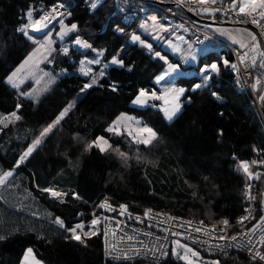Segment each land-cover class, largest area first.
Segmentation results:
<instances>
[{
    "label": "trees",
    "instance_id": "trees-1",
    "mask_svg": "<svg viewBox=\"0 0 264 264\" xmlns=\"http://www.w3.org/2000/svg\"><path fill=\"white\" fill-rule=\"evenodd\" d=\"M58 2L69 10L66 24L77 25L67 40L75 36L87 39L92 49L103 50L101 63L84 76L79 71L80 62L94 51L85 56L69 49L65 55L56 43L53 63L44 66L56 77L49 82L51 87L36 93L38 84L21 95L7 78L37 44L18 29L28 23L29 10L34 19L39 18ZM93 3L97 4L95 9ZM143 16L135 9L125 14L117 12L114 0H0V116L16 112L20 117L0 124V175L13 173L4 186L0 184V237H4L0 239V264H21L29 248L45 264H113L105 257L101 231L80 242L53 224L59 217L70 228L81 212H85L82 220L87 219L102 200L126 205L134 213L152 209L210 224L224 219L232 224L246 206L245 189L250 182L240 167L242 161L248 162L250 172L261 171L256 187L260 202L264 122L232 67L235 57L228 49L212 48L201 55L199 67L215 62L219 67L208 84L193 91L194 85L202 83L195 73L176 80L186 91L182 95L183 109L174 120L165 119L158 101L144 108L133 106L140 89L160 91L155 80L168 64H181L161 47L156 50L163 51L161 56L168 63L155 56L154 49L132 40L133 35L143 39V31L150 29L149 25L142 26ZM113 57L122 60L123 66L111 64ZM185 69L193 72L197 68ZM97 73L96 84L81 92ZM113 85L116 91H112ZM212 92L224 101L219 102ZM69 103L74 106L67 115L20 164L33 140ZM123 114L140 119L156 133V145L147 149L143 158L137 156L139 148L126 143L124 135L107 131ZM97 137H104L111 148L105 152L95 146L87 148ZM116 149L127 154V163ZM44 188L66 193L65 201L58 202L42 191ZM202 254L220 264H259L239 252L227 256ZM164 264L183 263L170 254Z\"/></svg>",
    "mask_w": 264,
    "mask_h": 264
},
{
    "label": "built area",
    "instance_id": "built-area-1",
    "mask_svg": "<svg viewBox=\"0 0 264 264\" xmlns=\"http://www.w3.org/2000/svg\"><path fill=\"white\" fill-rule=\"evenodd\" d=\"M114 1L117 3V12L122 14H125L129 9H135L142 14L155 12L164 14L177 25L186 27L189 30L191 42L198 51L212 48L228 49L235 57V72L241 76L244 87L251 95L264 122L261 110L263 101L261 97H264V67L261 65L264 64V57L260 55V53H264L263 44L257 42L247 48L236 47L230 41L210 32L206 26L176 13L175 10L165 6V4H176L182 10L198 16L210 13L213 16L221 17L225 21L251 25L264 38V19H261L259 16L260 9L252 13V15H247L246 13H240L239 8H233V5L227 0H215V3H212L211 0H207L204 3H200L199 0ZM60 5H63V7H60ZM53 7L57 9L55 13H52ZM46 13H52V16L55 17L51 19L46 29L39 33L33 32L31 28L28 29L29 34L36 39L37 36L46 35L51 32L61 20L68 16L69 10L66 5L58 2L46 8L42 15ZM253 18L258 23H252ZM76 37L66 42L65 46L82 55L91 52L92 48L85 49L76 45ZM79 37L88 42L82 36ZM257 45L258 47H256ZM254 48H256L255 51L253 50ZM242 57L243 60L241 59ZM253 57H255V63H253ZM180 65L186 66L185 63H181ZM223 101V98L219 99V102ZM260 173L261 171H258L253 173L251 177L248 176L250 182L246 187V206L234 223L231 224L229 222V226L226 229L222 223L210 224L154 210L147 216H145V212L134 213L129 210L124 215H120L118 205H113L106 200H102L95 205L94 209L88 214L87 219L80 222L84 224V228L77 230V234L82 239H85L91 238L94 235L89 234V236L85 237L84 232L91 233L92 231H96L97 234L101 231L103 233L104 252L107 249L109 253L105 257L113 264H164L173 252L175 241H184L197 250L214 256H227L233 252H239L259 264H264V260H260L259 257L255 256L257 251L264 255V244L260 242V237L264 236V221H261V217H264V186L260 202L257 201L256 197V187ZM65 198L66 195L59 197L57 201L63 203ZM102 202L112 205L115 210L100 208L99 205ZM241 217H247V219L239 223L238 221H240ZM94 218L99 219V223L96 226L91 225V221ZM53 224L67 232L65 229L68 227L65 222V227L63 228L56 223V219ZM198 228L200 231H197ZM105 232L108 233L107 236H105ZM67 233L71 235L70 232ZM221 236L226 238L221 239ZM232 236H236L237 239L233 241L231 239ZM125 254L130 259L124 260L122 257ZM113 257H117L118 259H113Z\"/></svg>",
    "mask_w": 264,
    "mask_h": 264
},
{
    "label": "snow or ice",
    "instance_id": "snow-or-ice-1",
    "mask_svg": "<svg viewBox=\"0 0 264 264\" xmlns=\"http://www.w3.org/2000/svg\"><path fill=\"white\" fill-rule=\"evenodd\" d=\"M200 3H204L206 2V0H199ZM212 3H215V0H211ZM60 7H63V5H60ZM91 7L93 9H95L97 7L96 3H93L91 5ZM236 7V0H233V8ZM260 9L261 11H259V16L261 17V19H264V0H239V12L240 13H246L247 15H252V13L257 12V10ZM57 11V9L55 7H53L52 9V13H55ZM205 11H207V9H205ZM52 13H46L42 16H40L39 18H33V13L31 10L28 11L27 13V20L28 23H25L24 25H22L18 31L22 32L24 36H26L29 40H31L33 43L39 44V48H37L33 54H31L29 56V60L32 59V56L35 55L36 52H39L43 49H45V45L44 43H41L39 40H37L36 38H34L32 35L29 34L28 29L31 28L33 32H41L44 29H46L48 27V23H50L51 19H54L55 17L52 16ZM153 20H155L156 18L153 17ZM61 26H62V31L60 33L61 39H63L64 35H67L68 32L70 31H74L77 29V25L76 24H72L70 27L68 26H64L63 21H60ZM252 23H258V21L253 18ZM120 31H123V29H120ZM179 39H183L182 37H180ZM252 39L255 41L256 37L255 35L252 36ZM132 40L133 41H139L141 43V45L146 46L147 48L151 49L152 45L151 44H145V42L143 40H140L139 36L133 35L132 36ZM46 43L50 46L52 41L50 39L46 40ZM75 44L79 45L81 48H85V49H90L92 48V46L86 41V40H82L79 36L76 37L75 39ZM169 44H171V42H169ZM258 47V45L256 46ZM94 52H96L97 54V58H94L92 60L87 61V64H99L101 63L99 57L103 56V50H97V49H92ZM254 51L256 50V48L253 49ZM48 51H55V49H51L49 47ZM69 49L68 48H63L62 52L67 55L68 54ZM155 55L157 57H159L161 60H164L165 63H168L167 59L164 56H161V54L159 52H156ZM246 55V54H245ZM260 55L262 57H264V53H260ZM195 57H193L194 59ZM243 60V57L241 58ZM25 63H27V60L25 61ZM81 65L85 64V61H81L80 62ZM111 64H119L121 66H123V61L122 60H118L116 57H113L111 62ZM253 63H255V57H253ZM224 64L227 65L228 61L224 60ZM262 67H264V64L261 65ZM21 67H23V65H21ZM105 68L108 67V65H104ZM177 65H173V64H169L168 66V70L163 72L161 75L156 77V83L159 84L161 81L165 80V77L168 76L170 73L175 72L177 70ZM232 67L235 69V65H232ZM20 69H17V72ZM202 73H204V80L205 82H207L208 80L212 79V76L210 73H218L219 72V67L216 63H212L210 65H205L203 68H201L200 70ZM81 72L83 75L87 76L90 72L91 69H87L85 70L84 67L81 68ZM104 73L101 72V75H103ZM16 75V73H12L11 76H9L7 78V82L9 84H12L13 87H17V85L15 83H13V77ZM96 84V80L93 79L90 83H85L81 89V92H83L86 89L92 88L94 85ZM202 85L201 84H196L193 87V91H195L196 89L200 88ZM117 87L115 85L112 86V91H116ZM186 90L184 88H165L163 94H157L156 91H152L151 93H149L148 91H146L145 89H140L138 95L135 97V99L133 100V104L136 105H147L149 100H161L163 101V107H162V111L164 113V116L167 120L171 121L176 115L177 113L180 111L181 109V103H180V97L184 94ZM214 97H216L217 99H219V97L217 96V94L215 92L211 93ZM262 100H264V97H261ZM74 106V103H69L60 113L59 115L56 117V119L49 125H47L45 128H43V130L39 133V135L37 136L36 139L33 140V143L28 147L27 151L21 156L20 160H24L28 155H30L33 150L36 148L37 145H39L41 143V140L46 137L49 133L52 132L53 128L60 122V120H62L67 113L70 111V109ZM17 108H20V105H17ZM12 117H15L16 119H20V117L16 114V112H12L10 114ZM221 115H223V113H221ZM7 119V117L4 118H0V123L3 122V120ZM119 120V118H118ZM138 123V122H137ZM117 122H113V126H110L107 131L109 132H114L116 134H119V130L116 127ZM130 136L133 135V131L129 130L128 133ZM135 135L137 137H139V139H137V143H142V144H150L152 139L155 138L156 133L153 131L152 128L149 127H140L137 128L135 130ZM220 135H223V132H220ZM97 147L101 152H105L107 151L109 148H111V145L108 144V141L105 140L104 137H97V139L95 141H92L91 143H89L87 145V148H91V147ZM116 151L118 152V154L124 158L127 159V154L124 152H120L119 149H116ZM253 163H256L255 161H253ZM19 164V162H18ZM240 167L243 169V171L245 173H247V175L249 177H251L253 175V173L249 172V164L246 161H242L240 164ZM12 172L8 171L5 172L3 175H0V184H3L5 182V180L12 176ZM42 191L44 192H48L51 194V196L59 198L62 197L64 195H66V193H61L58 191H55L51 188H44ZM74 198L79 199L78 194L73 193ZM100 208L103 209H107V210H115L113 209L112 205L108 204L107 202H102L99 205ZM120 208V215H124L125 212H127V206L121 204L119 206ZM152 211V209H147L145 211V216H147L150 212ZM247 211V210H246ZM137 219H139V217H137ZM247 219V217H241L240 221H238L239 223H242L243 220ZM261 221H264V217H261ZM56 223H58L60 225V227H65L64 226V222L63 220H61L59 217H57L56 219ZM99 223V219L98 218H94L91 221V225L92 226H96ZM202 223V222H201ZM224 226L225 229L229 226V221L227 219H224L221 222ZM84 228V224L83 223H77L74 227L72 228H66L65 230L67 232L71 233V238L80 242L82 241V238L79 234H77V230H82ZM197 231H200V229L198 228ZM89 234L91 235H96V231H92L91 233L89 232H84V236L87 237L89 236ZM107 232H105V236H107ZM4 237H0V239H3ZM221 239H225L226 237L221 236ZM129 239H131V237H129ZM231 239L233 241H235L237 239L236 236H232ZM260 242L262 244H264V236L260 237ZM175 244L178 248H183L185 250V255L180 256L178 252H176L175 249H173L172 255L174 256H178L179 259L184 260L187 262V264H194V262L189 258L188 253H191L192 256H198L199 254L195 251H193L191 248H189L187 245H183L180 244L179 241H175ZM249 251H251V249H249ZM108 251L106 249L105 251V255H108ZM165 255H167V253H165ZM32 256V249L29 248L25 254V260L27 261L28 257ZM256 257H259L260 260H264V255H262L260 252H256L255 253ZM124 260L130 259V257H128L126 254L122 257ZM255 258V257H253ZM113 259H118L117 257H113ZM32 264H40L39 261L35 260V257H32ZM211 264H219V261H212Z\"/></svg>",
    "mask_w": 264,
    "mask_h": 264
},
{
    "label": "rangeland",
    "instance_id": "rangeland-1",
    "mask_svg": "<svg viewBox=\"0 0 264 264\" xmlns=\"http://www.w3.org/2000/svg\"><path fill=\"white\" fill-rule=\"evenodd\" d=\"M96 1H98L100 3V0H96ZM175 12L177 13V11H175ZM153 17H155L156 19L153 20L152 19ZM65 19L62 20L64 26L70 27V25L66 24ZM144 25H149L150 29L149 30H144L143 31L144 34H143L142 37H147L148 38V40H147L148 43L152 45L151 50L154 49L155 53L156 52H159L160 54L163 53V51L156 50V47H162L163 50L174 54V53L177 52V47H179V48L182 47L181 41L179 39H174V38L182 37L184 40H187V38L184 35V33H182L180 31V29H178V28L173 26L175 24L172 22V19H168V18H166V17H164L162 15H159L157 13L149 12L148 14L144 15L143 16V24H142V26H144ZM61 31H62V26H61V23H60L59 25L57 24L53 28V30H51V32L49 34L45 35L41 39H37L41 43H44L45 49H43V50H41L39 52H36L35 55L32 56V59L29 60L28 59L29 57L26 59L27 62H30V65H29V67L26 70L20 69L17 72V69L20 68V66H19L14 71L16 73V75L13 77V83H15L17 85V87H14V88H17V90L20 92L21 95H26L27 92H30L32 90L33 86L35 87L34 89H36V87H38V84H39V87H38L36 93H40L41 91H43L45 89L48 90L51 87V85H50L51 83H49V82H52L53 81L52 79H54L56 77L53 76V74L51 72L45 70L44 66L48 65V64L51 65L53 63V61H54L53 57L56 54L55 53V51H56L55 44L59 43L61 45L60 49L62 50L63 48L66 47L65 44H66V42H68L67 39L72 34H74L76 30L68 32L67 35H64L63 39H61V36H60ZM48 39H50L52 41L50 46L46 43V40H48ZM141 40H143V39H141ZM143 41L147 42L145 40H143ZM169 42H171V44H169ZM49 47L51 49H55V51H50L49 52L48 51ZM37 48H39V44H37L36 49ZM209 51L210 50H207L204 53H208ZM217 51H219V50H217ZM93 55H96V57H84L82 59L83 61H85V64L84 65H80V69H79L80 72H81V68L82 67H84L85 70L90 68L91 72L89 74H91L93 72V65H96V64H87V61L92 60L94 58H97V54L96 53H94ZM196 55L199 56V58H200L199 54H196ZM199 58L196 60L195 63L189 64V66L193 65V66H195L197 68L193 72H190L188 69L181 68L179 63L176 64L178 66V72H181V74H179L177 77L188 75L190 73H195V74H198V75L201 76V82H202L201 85L202 86H203V84L204 85L208 84L209 80L207 82H205L204 73H202L200 70L205 65H210L212 63L202 64L199 67ZM177 59H181V58H177ZM165 81H166V83L162 84L160 86L161 90L160 91H156L157 94H163L165 88H173V87L176 88V89L182 88V87H180V86H178L176 84V81H172L171 78H169L168 80L161 81L160 83H163ZM10 85L12 86V84H10ZM26 88H27V90H26ZM29 89H30V91H28ZM25 90H26V92H25ZM22 97H31L32 98V96H22ZM39 97H41V96H35V99H38ZM155 101L160 102V109H162V107L164 105H163V101H161V100H149L147 105L141 106V105L133 104V106L140 107V108L153 106L154 105L153 103ZM180 103H181V109H180V111L177 113V115L172 120H174L181 113V111L183 109L182 96L180 97ZM163 115H164V113H163ZM0 118H4V116H0ZM13 120H15V117L8 116L7 119L3 120V122L0 123V124L6 125V124L10 123ZM167 121L170 122L169 120H167ZM114 122H117L116 127L119 130V134H117V135H124L127 144H130L133 147L139 148L136 151L138 153L137 154L138 157H140V158L145 157L146 153H147L146 152L147 149H152L156 145V144H154V142H155L154 139L155 138L152 139L151 143L147 144V145L142 144V143H137V139H139V137H137L135 135V130L137 128H140V127H145V126L149 127V126L145 125L140 119H136L134 116H131V115H128V114H123V115H121L119 117V120L116 119V121H114ZM112 126H113V124H112ZM129 130L133 131V135L130 136L128 134ZM112 133H114V132H112ZM114 134H116V133H114ZM46 137H44L41 140V142ZM39 145H37L36 148L33 150V152L30 155H28L24 160H26L27 158L31 157V155L35 152V150L37 149V147ZM24 160H22L20 162V164H23ZM123 160H126V159L123 158ZM128 161L129 160H126L124 163H127ZM12 176H13V174H12ZM12 176L8 177L5 180V182L3 183L2 186H4L7 183V180L10 179ZM50 196H51V194H50ZM51 197L56 199V200L59 199V198H56V197H53V196H51ZM179 242H180V244L187 245L189 248H191L193 251H195V252H197L199 254L198 256H192L191 253H188L189 258L194 262V264H211L212 261H219V260H216L214 258L206 257L204 254H202V252H200L199 250H197L196 248H194L193 246L187 244L184 241H179ZM173 249H175L176 252H178L180 256L185 255V250L183 248H178L176 246V244L174 245ZM26 252H25V254H26ZM25 254L23 256L21 264H32V257L33 256L35 257V260L40 262V264H45V263H43L42 261H40L37 258V256H36V254H35L33 249H32V256H29L27 261L25 260ZM174 257L177 258L179 261H181L183 264H187L186 261L179 259L178 256H174ZM219 264H220V262H219Z\"/></svg>",
    "mask_w": 264,
    "mask_h": 264
},
{
    "label": "crops",
    "instance_id": "crops-1",
    "mask_svg": "<svg viewBox=\"0 0 264 264\" xmlns=\"http://www.w3.org/2000/svg\"><path fill=\"white\" fill-rule=\"evenodd\" d=\"M207 1V0H206ZM230 3L233 5V0H229ZM236 7L239 8V0H236ZM155 13V12H153ZM159 14V13H157ZM161 15V14H159ZM206 16H211V18H213L214 16L211 15L210 13H207V14H204ZM163 16V15H162ZM165 17V16H164ZM166 18H168L166 16ZM207 18V17H206ZM170 19V18H168ZM223 20V19H221ZM173 22V21H172ZM174 23V22H173ZM175 25H173L174 27L180 29V31L182 33H184V35L186 36L187 40H184V39H179V38H174V39H179L182 43V47L179 48L177 47V52L172 54V53H169L165 50V52H167L168 54H170L171 56H173L175 59L177 58H181V59H177L180 61V63H184L186 62V66L188 67L189 64H193L196 62V60L199 58V56H197L196 54H199L200 55V58H201V55L204 54L205 51H198L192 44L191 42V39H190V33H189V30L182 26V25H177L176 23H174ZM208 30L228 41H230L232 44H234L236 47H239V48H247V47H251L253 44L259 42V38L258 36L251 30H248L246 28H241V27H232V26H207ZM255 35L256 39L255 41L252 39V36ZM143 39L145 41H147L148 39L146 37H143ZM145 44H149L148 41L145 42ZM162 48V47H161ZM96 53V52H94ZM195 55V56H194ZM90 57H96V55H91ZM193 57H195L193 59ZM199 58V60H200ZM100 61H101V57H99ZM100 64V63H99ZM172 64V63H170ZM23 67L20 66L19 69H23V70H26L29 65H30V62H27V63H23L22 64ZM98 65V64H96ZM175 65V64H173ZM94 66V65H93ZM169 66V64H168ZM168 66L166 68L165 71L168 70ZM190 66H193V65H190ZM182 68V67H181ZM186 68V67H185ZM183 68V69H185ZM164 71V72H165ZM99 74L100 73H97L96 75H94V79H97L99 77ZM179 74H181V72H178V67H177V70L175 72H172L170 73L168 76L165 77V80H168L169 78H171L172 81H176L179 77H177ZM211 75L214 74V73H210ZM161 75V74H160ZM164 81V80H163ZM155 83H156V80H155ZM165 82L163 83H159L157 85L158 89L161 90V85L162 84H165ZM204 85V84H203ZM14 88V87H13ZM17 90V88H14ZM29 93V92H28ZM26 93V95L28 94Z\"/></svg>",
    "mask_w": 264,
    "mask_h": 264
},
{
    "label": "water",
    "instance_id": "water-1",
    "mask_svg": "<svg viewBox=\"0 0 264 264\" xmlns=\"http://www.w3.org/2000/svg\"><path fill=\"white\" fill-rule=\"evenodd\" d=\"M165 6L171 8V9L180 10V11L184 12V14L188 18H190L193 21H195V22H197L199 24H202L204 26H232V27H241V28H246L248 30H251L259 37L260 41L262 42V44L264 46V38L251 25L244 24V23H236V22H231V21H225V20L216 19V18H205V17H202V16L194 15V14H191V13H188V12L182 10L178 5L173 4V3H166ZM44 36L45 35L37 36V39H41ZM261 110H262V114L264 116V100L262 101ZM84 215H85V212H81L78 215V217L75 219L76 223H80L82 221V218H83Z\"/></svg>",
    "mask_w": 264,
    "mask_h": 264
},
{
    "label": "bare ground",
    "instance_id": "bare-ground-1",
    "mask_svg": "<svg viewBox=\"0 0 264 264\" xmlns=\"http://www.w3.org/2000/svg\"><path fill=\"white\" fill-rule=\"evenodd\" d=\"M178 13V12H177ZM246 190V189H245ZM105 198V197H104ZM105 199H107V198H105ZM94 205H95V203H94ZM114 205V204H113ZM120 206V205H119ZM164 213V212H163Z\"/></svg>",
    "mask_w": 264,
    "mask_h": 264
}]
</instances>
